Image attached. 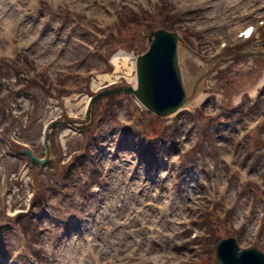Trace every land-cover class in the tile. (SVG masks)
I'll return each instance as SVG.
<instances>
[{
	"label": "rangeland",
	"instance_id": "1",
	"mask_svg": "<svg viewBox=\"0 0 264 264\" xmlns=\"http://www.w3.org/2000/svg\"><path fill=\"white\" fill-rule=\"evenodd\" d=\"M82 1L84 0H79L75 5ZM101 2L105 3V0ZM236 2L239 3V0H231V3L236 4ZM107 4L115 9V15L118 14L119 9L121 12L126 9L136 12L137 14L132 15H137V18L128 29L120 27L115 30L114 27L107 26V29L113 30L112 35L100 40L98 34L102 36L106 33L105 24L101 21L87 18L83 10L71 17L72 11L66 1L57 4L48 0L38 1L33 21L36 23L43 17L45 26L43 31L39 29L40 32L42 31L41 36L49 26H54L50 33L53 36L49 41L52 44H59V37L65 38L60 46L61 49L55 51L56 48H49L50 53L40 58L44 61L51 56V61L54 62L49 67L37 65L39 51H35L36 47L28 51L23 47L14 48L12 51L14 58L2 60L0 79L4 78V80L3 83L2 80L0 81V97H3L0 105L4 110L3 114L0 112V127H5L7 130L14 126L11 130H17L23 136L29 135L32 140L37 141L39 128L42 127L56 98L67 97L69 107L78 111L85 104L84 96L91 94L94 89L93 79L96 80L95 85H104L106 79L102 80L99 77L103 74L110 75L111 78L128 76L131 56L126 64H123L120 58L118 67L114 66L109 58L117 51L127 54L133 52L136 55L142 53L149 44L151 29L163 27L176 31L188 47L201 55H208L210 52L208 43L215 39L216 34L215 30L210 31V29L222 23L225 17L223 12L226 10L224 3L207 9L200 7L198 0H120L119 2L107 0ZM128 5H131L130 9L127 8ZM109 15L115 19L111 14ZM78 31L81 33L80 36L88 37L86 40L88 42L73 35ZM16 33L15 40L18 37L20 39L24 29L19 28ZM98 43L101 44L97 47ZM49 46L50 44L47 43L46 48ZM65 50H68L67 58L60 59L65 55L62 54ZM178 58L184 84L200 70V63L190 52L187 57H182L178 53ZM59 59L61 61H58ZM244 65V63L234 65L237 75L240 71L243 74L246 72ZM34 66L39 70L34 69ZM15 76L17 84H14L13 88L22 91L24 100H19V97L12 102L14 91L9 89L10 86L6 81ZM27 77L32 79L33 85H27L28 82H25ZM211 84H213L212 76L207 77L201 86L203 102L192 104L189 109H182L176 116H172L176 130L173 126L170 133L163 137L166 140L173 139L175 134L179 133V129L186 125L187 131L183 141L188 145V149L180 156L182 160L176 188L177 205L191 201L190 196L184 197L185 189L192 183L197 184V187H192L188 194H193V191L197 190L198 192L195 193L197 196L204 195L199 202L203 218L198 219V227H202L203 224L210 225L211 222L214 227L216 226L215 234L211 238L212 251H208L207 254L211 256L210 264H218L214 261L213 247L219 239L226 236H234L240 248L256 246L264 251V94L257 100L250 99L247 93H243L241 97L239 94H234L221 104L213 93L220 91L218 89L212 91ZM225 86L226 90L229 89V93H234L235 87L229 84ZM27 95L32 96L35 104L34 112L37 117L33 125L35 133L33 126L30 132L21 130L23 127L20 120L24 122V118L20 120L17 118V121L11 118L14 105L18 106L17 113L25 108ZM114 98L112 102L107 98H101L94 107V117L101 118L100 121L97 118L94 122L102 131L111 126H119L121 114L123 117H129L130 114L139 113L145 116L143 122L153 126L159 122L162 126L168 123V120H158L141 111L133 97L129 95L121 94ZM128 105L132 109H128ZM223 106L225 110L221 111L219 108ZM55 136L56 134L53 133L49 139L53 153L58 152ZM178 137L181 138V134ZM66 138L68 150L80 149V146L85 145L81 136L69 134ZM127 138L125 136L123 140L128 141ZM182 143L174 142L171 146L164 147L165 149L161 145L160 163L163 162L165 155L167 157L173 152L176 153ZM19 224L20 229L25 233L27 231L31 233V229L36 227L34 221L29 227H25L23 220L19 221ZM86 225H89L88 221L83 223L79 230L82 231ZM35 230L36 245L42 249L40 244H43L44 236L37 231V228ZM77 237L78 234H75L73 238ZM2 240L3 238L0 237V264H7L6 258H10L11 253L17 246L20 248V245L16 243L15 237L12 239L10 236L6 244ZM75 242L77 244V241ZM31 243L32 240L26 242V253L32 248ZM26 256L27 254L21 251L19 262L17 261L16 264H32ZM37 259L44 264V256H38ZM39 261L37 262L40 263Z\"/></svg>",
	"mask_w": 264,
	"mask_h": 264
},
{
	"label": "water",
	"instance_id": "2",
	"mask_svg": "<svg viewBox=\"0 0 264 264\" xmlns=\"http://www.w3.org/2000/svg\"><path fill=\"white\" fill-rule=\"evenodd\" d=\"M153 39L147 50L137 58L138 85L103 90L92 98V107L100 95L118 91L133 93L145 106L158 115H165L190 98L183 88L177 60L178 35L165 29L152 31ZM89 112L91 108L88 109ZM54 123L51 124L53 126ZM49 133H45V139ZM47 148V145H46ZM216 254L221 264H264V254L256 248L238 251L233 238L220 241Z\"/></svg>",
	"mask_w": 264,
	"mask_h": 264
},
{
	"label": "bare ground",
	"instance_id": "3",
	"mask_svg": "<svg viewBox=\"0 0 264 264\" xmlns=\"http://www.w3.org/2000/svg\"><path fill=\"white\" fill-rule=\"evenodd\" d=\"M68 1L71 3H74V2L77 3L79 0H68ZM85 1H90V0H85ZM199 1H200L201 5H204V4L207 5L209 3L215 5V4H218L221 0H213V1L212 0H199ZM216 1H218V2L216 3ZM225 1L226 0H224V3H225ZM23 2H24V0H7L6 2H5V0H0V28L2 26H8L10 24V19L16 15V12L14 11L15 6L22 5ZM53 2H57V0H53ZM9 4H10V7H9ZM211 4H209V5H211ZM42 21L43 20H39V22L37 21L34 26L31 24V22L29 21L28 18L23 19L21 24L17 22V24L21 25V28H24V30H26V31H24L23 34H21V38H24L22 41L23 44H25L27 46L30 45L31 43H32V45L36 44L38 46V51H39L38 53L40 54V57H39L40 61H41L40 58H42V57H44L50 53L49 48L50 49L56 48L55 49V51H56V50H58V45H59V44H52V42L49 41L51 39V36H53V34L51 35L50 33H51V31H53L54 26L53 27L49 26L47 28L48 32L46 30V32H44V34H42V36L37 32V28ZM19 25H17L16 28L14 25V28L17 29L19 27ZM9 35H10V31L8 32L7 37H9ZM73 35H75V37H77L79 39H82L85 42H88V41H86L88 39V37L87 36H80L81 33L79 31L75 32ZM47 43L50 44V46L48 48H46ZM188 51L185 49V47H183V45L178 44V53L182 57H187ZM67 52H68V50H65V52L62 53L63 55L64 54L65 55L61 56L60 59H66L67 58ZM41 54H42V56H41ZM60 59L58 61H61ZM113 60L117 66L118 65V57L115 56L113 58ZM65 61H63V62H65ZM126 61H127L126 57H124L123 63H126ZM198 62L200 63V66H201V72L207 70L210 66L209 63H203L201 61H198ZM128 68H129V70L131 69V67H128ZM100 77L103 79L111 80L109 75H106V74H104ZM197 79H198V76H192V77H190L189 81L184 82L185 88L187 89L188 92L192 89V87H195L197 85V83L199 82V80H197ZM199 99L200 98L197 96L194 99V101L197 102ZM192 187H197V184H193V183L190 184L188 186V188L185 189L186 193H185L184 197H186L187 195L190 196L192 199L195 197L194 193H196L195 191H197V190L193 191V194L192 193L188 194V192L192 189ZM182 213H183V209L181 208V206L177 205L175 207V209H173V211L170 214V219H171V222L169 223V225L171 227L170 229H173V230L179 229V227H177L175 225V222L180 220L179 214H182ZM86 235L88 236V234H86ZM126 243H128V241H126ZM73 253L74 252H72L71 255L69 256V259L65 261V264H69L70 262H72V260L73 261L75 260L74 256H72ZM64 254H65L64 260H65L66 256L69 255V254H67V250L64 251Z\"/></svg>",
	"mask_w": 264,
	"mask_h": 264
},
{
	"label": "snow or ice",
	"instance_id": "4",
	"mask_svg": "<svg viewBox=\"0 0 264 264\" xmlns=\"http://www.w3.org/2000/svg\"><path fill=\"white\" fill-rule=\"evenodd\" d=\"M252 32H253V29L248 28V29H246L245 31H243V32L241 33V35L244 36V37H249V36L252 34Z\"/></svg>",
	"mask_w": 264,
	"mask_h": 264
}]
</instances>
